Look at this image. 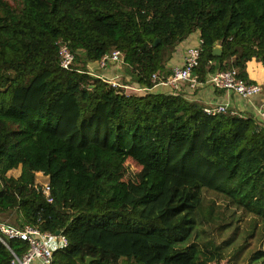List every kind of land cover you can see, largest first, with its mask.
Returning <instances> with one entry per match:
<instances>
[{
    "label": "trees",
    "instance_id": "1",
    "mask_svg": "<svg viewBox=\"0 0 264 264\" xmlns=\"http://www.w3.org/2000/svg\"><path fill=\"white\" fill-rule=\"evenodd\" d=\"M195 33L199 81L264 83V0H0V222L61 232L52 264H264V120L207 115L181 90L128 94L87 70L118 51L151 89ZM12 259L0 243V264Z\"/></svg>",
    "mask_w": 264,
    "mask_h": 264
},
{
    "label": "built area",
    "instance_id": "2",
    "mask_svg": "<svg viewBox=\"0 0 264 264\" xmlns=\"http://www.w3.org/2000/svg\"><path fill=\"white\" fill-rule=\"evenodd\" d=\"M201 43L202 41L199 39L196 45L189 46L186 49L182 65L174 67L172 75L168 79L160 80L156 75H153L151 89L140 86L134 88L131 85L124 84V79L119 74H114L109 78L99 75L98 78L116 90L126 91L132 88L131 93L128 94L136 95H142L157 87H169L174 92L183 85L190 89H195L203 84L210 86L214 90L235 94L245 101H250L255 96L264 95V83L259 85L246 84L237 77L235 71L207 74L204 81H199L196 69L199 66ZM59 58L60 67L64 70L70 69L74 64V56L65 44H62L59 49ZM107 63L121 66L123 56L118 51H114L97 61V65L101 69H104ZM88 73L93 76L89 70ZM203 111L210 116L225 114L228 112V104L207 105ZM255 117L259 120H264V109L261 107L256 108ZM34 188L42 194L48 203L53 202L51 189L47 182L39 183ZM14 240L20 241L28 247V250L21 257H18L9 247V242ZM0 243L11 252L13 258L11 264H52L53 251L66 247L67 239L61 232L57 235L56 233L40 231L37 227L30 225L15 227L0 222Z\"/></svg>",
    "mask_w": 264,
    "mask_h": 264
},
{
    "label": "crops",
    "instance_id": "3",
    "mask_svg": "<svg viewBox=\"0 0 264 264\" xmlns=\"http://www.w3.org/2000/svg\"><path fill=\"white\" fill-rule=\"evenodd\" d=\"M198 40L199 34L195 33L176 47L173 57L168 63V67L170 70H172L174 67L182 65L186 49L189 46L196 45ZM87 70H89V72H92L93 78H98L99 75H103L109 78L114 74H119L124 79V84L131 85L134 88L138 87V85L133 82L132 78L125 72V70L121 66H116L113 63H107L104 69L99 68L96 62L89 63L87 65ZM131 89H127L126 92L131 93ZM178 90H181L178 94L182 95L187 100L199 103L203 107L207 105L228 104V111L239 117L248 115L255 116L256 108L261 107L264 109V95L255 96L250 101H245L235 94L214 90L206 84H203L195 89H190L187 86H181ZM149 92L168 94L172 93L173 91L169 87H157L150 90Z\"/></svg>",
    "mask_w": 264,
    "mask_h": 264
},
{
    "label": "rangeland",
    "instance_id": "4",
    "mask_svg": "<svg viewBox=\"0 0 264 264\" xmlns=\"http://www.w3.org/2000/svg\"><path fill=\"white\" fill-rule=\"evenodd\" d=\"M130 166H132V165H130ZM136 170L137 169H135V171ZM18 173H19V170L12 171L10 173V176L16 177L18 175ZM44 181L45 180L41 176H39L37 178V183H43ZM15 218H16V215L14 213H10V214H7L6 216H3V222L8 223L10 225H14Z\"/></svg>",
    "mask_w": 264,
    "mask_h": 264
},
{
    "label": "water",
    "instance_id": "5",
    "mask_svg": "<svg viewBox=\"0 0 264 264\" xmlns=\"http://www.w3.org/2000/svg\"><path fill=\"white\" fill-rule=\"evenodd\" d=\"M221 52H222V49H221V47L219 46V45H216L214 48H213V55L214 56H218V55H220L221 54ZM56 234L58 235L59 234V232H56ZM88 260V259H87Z\"/></svg>",
    "mask_w": 264,
    "mask_h": 264
}]
</instances>
